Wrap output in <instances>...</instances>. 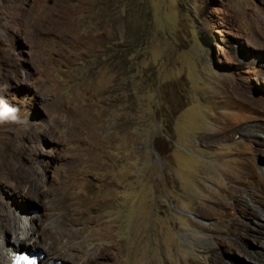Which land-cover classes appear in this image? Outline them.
<instances>
[{"label": "rangeland", "instance_id": "obj_1", "mask_svg": "<svg viewBox=\"0 0 264 264\" xmlns=\"http://www.w3.org/2000/svg\"><path fill=\"white\" fill-rule=\"evenodd\" d=\"M0 96L30 112L0 123V192L39 217L35 239L45 197L74 196L65 227L82 245L60 264H257L228 242L264 254V229L235 231L244 201H264V0H0ZM33 237L18 253L55 256Z\"/></svg>", "mask_w": 264, "mask_h": 264}, {"label": "bare ground", "instance_id": "obj_2", "mask_svg": "<svg viewBox=\"0 0 264 264\" xmlns=\"http://www.w3.org/2000/svg\"><path fill=\"white\" fill-rule=\"evenodd\" d=\"M252 135H255V134H252ZM261 146L264 147V141H262ZM25 150L22 147L21 148L20 147L10 148V154H11V157H12L11 158V160H12L11 163L12 164H17L19 162V160L21 161V157L24 158V156L26 155V151ZM6 154H8V153H6ZM6 161H7V159H6ZM3 162H4V158H3ZM1 164L3 165V163H1ZM77 164H79V163H77ZM5 165H6V163H5ZM5 165H3V166H5ZM19 166H20V163H19ZM13 167H14V165H13ZM8 168H9V166H8ZM25 168L27 169L28 174L30 176H32V178H33L32 180L35 181L34 177H37L38 179L42 177V179H44V177L41 175V172L42 171H45V169L47 167L45 165H43V164H38V163L34 162L33 160H31L30 163L28 165H26ZM3 169H2V171H4ZM74 169H75V166H73L72 170H74ZM0 171H1V169H0ZM18 172L20 173V171H18ZM4 176H5V174H4ZM2 178H3V176H2ZM39 180H41V179H39ZM18 181H16V182H18ZM63 182H65V181H63ZM58 183H60V182H58ZM41 184L42 183L40 182V184H36L35 187H34V191L37 192L38 194H40V196H41V193L43 192V188H42V185ZM65 185H66V183H65ZM20 187H23V186H20ZM57 188H59V187L56 186V189ZM70 189H71V187H70ZM15 190L17 191V189H15ZM48 190H50V189H48ZM64 190H68V188H65ZM18 191H20V190H18ZM22 191H23V189H22ZM27 194H28V192H27ZM56 195H58V194L56 193ZM34 196L35 195H33V197ZM42 196H43V194H42ZM36 197H38V195ZM73 197H72V193L71 192H68V193L64 194L58 200L56 198H54V196L53 197H50L49 195H47L45 197V199L47 200L46 203H48V208L49 209H52V210H49V209L46 208L47 211H48V213L46 214V217L50 221L46 225H45V223H43L44 224V228H45L44 230L46 231L43 234H47L48 233V235H47L48 237L46 239H43L42 238V241L41 240L39 241V239L38 240L35 239V232L38 230V228H35L36 226L34 227V223L39 219V217L37 215L33 214V213H30L29 212L30 209L27 208V207H25L24 204L22 205L21 208H19L17 206V203L14 202L12 199H10L9 202H7L6 199H5V197L3 196V194L0 192V264H11L12 258L15 256V254L18 253V249L17 250L15 249V247L17 246L16 244L21 243V242L22 243L25 242V240L30 235H32V237L34 235L33 241L30 244L31 246L38 247L40 244L43 243V241H45V243L47 245H50L52 248L54 246H56V250H53L54 248L53 249L50 248L51 249V252L54 255L55 254H58V255L64 254L68 258L74 259L73 253L76 250V245L80 243V240H78L77 238H75L74 237L75 235L73 236V234H75V233H73V234L69 233L67 231V228L65 227L66 226V223L68 222V220L72 216V214H71V211H72L71 210V207L74 204ZM262 200L261 201L260 200L259 201L257 200L256 202H251V204L244 201V204H243V207L242 208L244 210V216L245 217L247 216L246 217L247 219H246V223L240 224L239 227H237V229L235 230L238 233L239 239L241 238V240L242 239L249 240V239H251L253 237L254 233L259 232V230H263L264 229V201H262ZM17 209H19V210H17ZM252 224H254V225L256 224L255 225L256 228H252L253 227V226L251 227ZM17 226H18V228H17ZM17 229L20 230V233L19 234L17 233ZM14 230H15L16 236L14 238H12V237H10L11 235H9V234H10V232H12ZM74 232H76V231H74ZM82 239H84V238H82ZM57 245H59V246H57ZM223 247L227 250V252H229L231 254H238L241 257H243L246 260H248V262H250V263L264 264V254H261L259 252V253H256L255 255H253L250 252H248L241 244L228 242V243H224ZM57 248L59 249V252L57 251ZM109 249H107L105 251H108ZM100 250H99V253H100ZM110 251H111V249H110ZM111 252H115V251H111ZM102 254L103 253H101V255ZM106 254H107V252H106ZM82 255H83V253H82ZM91 255H92V253H91ZM109 255H110V257H114L113 254H109ZM99 256H100V254L98 256H95V257H99ZM115 256H116V254H115ZM56 259H58V256H56V255L54 257L53 256H50L49 258L48 257L47 258L44 257L39 262V264H60L59 262L55 261ZM97 259L93 260V263H91L90 261H84L85 260L84 259V260L81 261V264H94V262L97 261ZM101 261L105 262L104 259L103 260L101 259ZM213 262L215 264H232V263L223 262V261H221L217 257L215 259H213ZM97 263H99V262H97ZM100 264H102V263L100 262Z\"/></svg>", "mask_w": 264, "mask_h": 264}, {"label": "clouds", "instance_id": "obj_3", "mask_svg": "<svg viewBox=\"0 0 264 264\" xmlns=\"http://www.w3.org/2000/svg\"><path fill=\"white\" fill-rule=\"evenodd\" d=\"M26 111V110H25ZM30 112L27 115H21V109L11 104L3 96H0V123L3 122H14V123H27ZM22 248H27L30 252L23 250ZM21 252L15 254L12 258L11 264H32L36 261L37 264L45 257L39 254V250H34L29 247H22Z\"/></svg>", "mask_w": 264, "mask_h": 264}, {"label": "water", "instance_id": "obj_4", "mask_svg": "<svg viewBox=\"0 0 264 264\" xmlns=\"http://www.w3.org/2000/svg\"><path fill=\"white\" fill-rule=\"evenodd\" d=\"M22 249L27 251V252H30V250L27 249V248H22ZM38 253L41 254L42 256H45V253H44V251L42 249H40Z\"/></svg>", "mask_w": 264, "mask_h": 264}, {"label": "snow or ice", "instance_id": "obj_5", "mask_svg": "<svg viewBox=\"0 0 264 264\" xmlns=\"http://www.w3.org/2000/svg\"><path fill=\"white\" fill-rule=\"evenodd\" d=\"M32 264H37V262L36 261H33Z\"/></svg>", "mask_w": 264, "mask_h": 264}]
</instances>
